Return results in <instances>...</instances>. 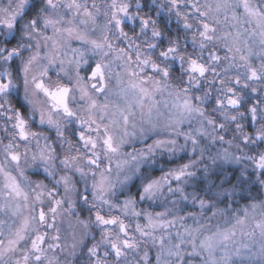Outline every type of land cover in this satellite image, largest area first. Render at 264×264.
Returning <instances> with one entry per match:
<instances>
[{
  "label": "clouds",
  "instance_id": "1",
  "mask_svg": "<svg viewBox=\"0 0 264 264\" xmlns=\"http://www.w3.org/2000/svg\"><path fill=\"white\" fill-rule=\"evenodd\" d=\"M0 264H264V0H0Z\"/></svg>",
  "mask_w": 264,
  "mask_h": 264
}]
</instances>
